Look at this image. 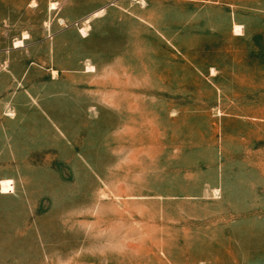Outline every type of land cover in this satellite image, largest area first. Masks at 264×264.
Returning a JSON list of instances; mask_svg holds the SVG:
<instances>
[{
  "label": "rangeland",
  "instance_id": "obj_1",
  "mask_svg": "<svg viewBox=\"0 0 264 264\" xmlns=\"http://www.w3.org/2000/svg\"><path fill=\"white\" fill-rule=\"evenodd\" d=\"M0 176V264H264V0H0Z\"/></svg>",
  "mask_w": 264,
  "mask_h": 264
},
{
  "label": "bare ground",
  "instance_id": "obj_2",
  "mask_svg": "<svg viewBox=\"0 0 264 264\" xmlns=\"http://www.w3.org/2000/svg\"><path fill=\"white\" fill-rule=\"evenodd\" d=\"M53 7H54V6H53ZM239 27H240V26L236 24V25L234 26V31H238V30L240 29ZM84 29H85V28H84ZM84 29L81 28V32H82V33L84 32ZM16 43H18V44L20 43V44H21L22 41H21V40H17ZM2 187H3V188H2L3 191H10V190H11V187H10L9 185H3Z\"/></svg>",
  "mask_w": 264,
  "mask_h": 264
},
{
  "label": "crops",
  "instance_id": "obj_3",
  "mask_svg": "<svg viewBox=\"0 0 264 264\" xmlns=\"http://www.w3.org/2000/svg\"><path fill=\"white\" fill-rule=\"evenodd\" d=\"M24 38H25V37H24ZM1 178H5V177H1V176H0V179H1Z\"/></svg>",
  "mask_w": 264,
  "mask_h": 264
}]
</instances>
